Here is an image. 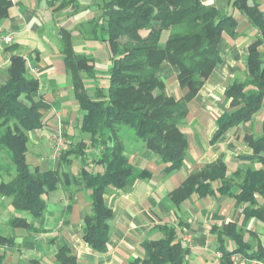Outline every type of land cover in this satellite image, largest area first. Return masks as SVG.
Wrapping results in <instances>:
<instances>
[{
	"label": "trees",
	"instance_id": "trees-1",
	"mask_svg": "<svg viewBox=\"0 0 264 264\" xmlns=\"http://www.w3.org/2000/svg\"><path fill=\"white\" fill-rule=\"evenodd\" d=\"M78 1L45 0L49 7H54L52 12L67 7L76 11ZM248 1L233 0L232 7L245 16L258 36L247 48L244 80L234 81L224 91L229 110L217 118L212 143L227 131L250 122L263 105L264 53L259 48L264 45V14L254 0L252 5ZM10 7L8 0H0V21L8 17ZM97 7L100 16L89 22L85 30L92 39L107 45L111 62L106 74L107 88L95 85L91 95L84 88V80L96 79V70L90 57L75 53L70 30L60 31V55L74 98L84 113L79 131L88 137L91 147L101 146L95 163L103 172L82 169V182L89 191L91 206L83 221L86 232L82 238L92 250L104 254L108 222L114 215L105 204L104 195L108 189L130 187L147 177L145 171L129 164L119 133L128 130L148 151L160 157L167 173L178 170L187 150V139L180 127L188 114L187 105L220 64L218 43L223 34L236 36L237 23L232 16L199 0H101ZM9 62L6 80L0 85V149L7 152L13 174L3 182L0 167V195L10 199L14 210L28 212L37 220L45 208L42 196L64 185L69 175L59 169L40 171L26 162L27 134L42 127L41 110L45 104L39 98L37 80L27 76L26 60L11 56ZM164 62L178 71L177 82L184 91L179 99L166 92L165 81L159 74ZM261 131L258 139L244 136L250 153L239 156L241 164L230 176L225 163L217 161L212 167L189 175L171 192L172 204L178 207L192 194L232 197L243 205L244 217L264 225V206L259 203L264 201V118ZM86 148L83 141L71 144L61 152L60 162L66 163L70 156L86 155ZM256 163L262 168L255 170ZM10 225L29 228L20 218H13ZM160 229L162 238L143 242L144 256L129 264H188L189 250L177 239L176 229L167 225ZM211 231L219 244V264H231L234 254L264 261V247L253 249L233 222L211 227ZM225 239L233 243V250L224 248ZM55 260L57 264H76L65 246L56 252ZM27 264L42 263L31 260Z\"/></svg>",
	"mask_w": 264,
	"mask_h": 264
},
{
	"label": "crops",
	"instance_id": "crops-1",
	"mask_svg": "<svg viewBox=\"0 0 264 264\" xmlns=\"http://www.w3.org/2000/svg\"><path fill=\"white\" fill-rule=\"evenodd\" d=\"M199 1L232 16L237 23L236 36L222 35L218 43L221 62L187 105L188 114L180 126L187 139V150L178 170L167 173L159 156L148 151L130 133H119L129 164L145 171L147 177L136 180L130 187L108 189L104 195L105 204L114 214L108 222L109 237L104 254L92 250L82 238L86 232L83 221L91 211L89 191L82 182V169L103 172L95 163L101 146L91 147L88 137L79 131L84 113L74 98L70 77L60 55V31L65 29L72 33L76 54L86 55L93 62L95 55L99 62L110 61L107 45L92 39L85 30L89 22L100 16L97 6L101 0H79L76 11L67 7L52 12L54 7H49L45 0H18L16 5H11L8 17L0 21V85L6 80L10 57L24 58L27 76L37 80L38 95L45 104V109L41 110L42 127L27 134L26 162L40 171L59 169L69 175V180L42 196L45 208L37 220L28 212L14 210L10 199L0 195V239H5L0 242L3 264H27L31 260L57 264L55 254L64 246L75 257L76 264H129L144 256L143 242L162 238L160 227L164 225L175 228L177 239L188 248V264H219V244L211 227L227 222L236 224L243 240L253 249L264 247V225L244 217L243 205L237 204L234 198L192 194L178 207L170 199L171 192L178 189L189 175L208 169L217 161L225 163L230 176L241 164L239 156L250 153L244 136L253 135L258 139L262 133L264 100L255 114L257 116L254 118V115L250 122L211 142L218 128L217 118L229 110L224 91L234 81L244 80L247 48L258 34L245 16L232 7L233 0ZM254 1L264 14V0ZM248 3L253 4L251 0ZM5 35L11 36L9 43L4 41ZM259 50L264 53V45ZM97 67L95 61L96 79L107 74L109 68L104 72ZM177 72L167 62L159 68L166 92L174 99L184 94L177 82ZM90 81L84 80L87 92L95 89ZM57 134L68 143L54 155ZM81 141L87 145L86 155L70 156L66 163L60 162L61 152ZM261 168V164H254L255 170ZM11 174L7 175V180H1L7 182ZM259 203L264 206V201ZM13 218L25 220L29 228L12 227L10 221ZM224 248L233 250L234 245L225 239ZM250 261L238 254L230 258L231 264H250Z\"/></svg>",
	"mask_w": 264,
	"mask_h": 264
},
{
	"label": "rangeland",
	"instance_id": "rangeland-1",
	"mask_svg": "<svg viewBox=\"0 0 264 264\" xmlns=\"http://www.w3.org/2000/svg\"><path fill=\"white\" fill-rule=\"evenodd\" d=\"M97 55H95V60H94V62L96 61L97 62V64H98V70L99 71H106L108 68H109V66H110V64H111V62L110 61H107V60H105V62H99L98 61V59H97V57H96ZM99 62V63H98ZM239 79H241V78H239ZM90 82H92L93 83V85H94V88H95V85H97L98 87H100V88H103L104 90L107 88V78H106V75L105 74H103V75H100L99 76V78H97L96 80H92V81H90ZM93 93V91L92 90H90V92H89V94L91 95ZM257 115H255L254 116V118L256 117ZM129 132L128 130H122V132ZM130 133V132H129ZM130 136L132 137V135L130 134ZM133 138V137H132ZM63 140H64V138H63ZM68 143V141H66V144ZM9 166L12 168V170L10 171L8 168H9ZM0 167L2 168L1 169V173H2V179L3 180H7V173L10 171L11 173H13V166L11 165V163H10V161H9V158H8V154H7V152L4 150V149H0Z\"/></svg>",
	"mask_w": 264,
	"mask_h": 264
},
{
	"label": "built area",
	"instance_id": "built-area-1",
	"mask_svg": "<svg viewBox=\"0 0 264 264\" xmlns=\"http://www.w3.org/2000/svg\"><path fill=\"white\" fill-rule=\"evenodd\" d=\"M12 6L16 5L18 0H8ZM1 32V31H0ZM4 41L9 43L11 41L10 35L4 36ZM66 145L65 139L63 140V137L59 134L56 135L55 141H54V155L59 154V152L64 148ZM250 264H264V261L261 260H251Z\"/></svg>",
	"mask_w": 264,
	"mask_h": 264
}]
</instances>
